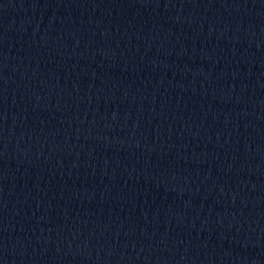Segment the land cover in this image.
I'll list each match as a JSON object with an SVG mask.
<instances>
[{"label": "water", "instance_id": "1", "mask_svg": "<svg viewBox=\"0 0 264 264\" xmlns=\"http://www.w3.org/2000/svg\"><path fill=\"white\" fill-rule=\"evenodd\" d=\"M0 264H264V0H0Z\"/></svg>", "mask_w": 264, "mask_h": 264}]
</instances>
